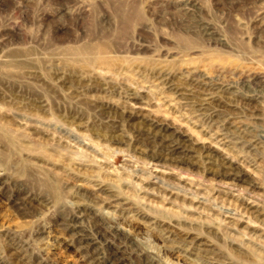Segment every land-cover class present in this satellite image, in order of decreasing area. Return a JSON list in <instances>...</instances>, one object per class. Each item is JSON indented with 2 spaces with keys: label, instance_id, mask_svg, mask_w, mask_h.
<instances>
[{
  "label": "rangeland",
  "instance_id": "obj_1",
  "mask_svg": "<svg viewBox=\"0 0 264 264\" xmlns=\"http://www.w3.org/2000/svg\"><path fill=\"white\" fill-rule=\"evenodd\" d=\"M111 255L264 264V0H0V264Z\"/></svg>",
  "mask_w": 264,
  "mask_h": 264
},
{
  "label": "bare ground",
  "instance_id": "obj_2",
  "mask_svg": "<svg viewBox=\"0 0 264 264\" xmlns=\"http://www.w3.org/2000/svg\"><path fill=\"white\" fill-rule=\"evenodd\" d=\"M80 52H82V51H80ZM176 151V150H175ZM159 157V156H158ZM249 205H251V204H249ZM254 206L255 205H251L249 208H252V209H254ZM253 211V210H252ZM255 212H257V214L258 213H260V212H258V210L256 211V210H254V213ZM257 217V216H256ZM82 240H83V242H85V244H87V245H90V244H92L91 243V241H93V239H89L87 236H85V235H82L81 237H80ZM81 240V241H82ZM257 243V242H256ZM260 243V242H259ZM263 253V252H262ZM253 254L256 256V255H258L259 256V253L257 252V250H253ZM259 257H261V256H259ZM261 258H259V260H260ZM255 260V259H254ZM117 262V259H116V257H114V255L112 256L111 255V257H109L106 261H104V264H117L116 263Z\"/></svg>",
  "mask_w": 264,
  "mask_h": 264
}]
</instances>
